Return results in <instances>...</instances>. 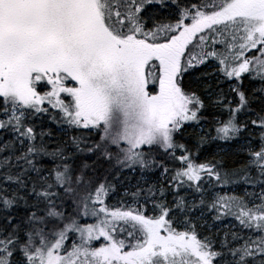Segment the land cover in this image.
I'll return each mask as SVG.
<instances>
[{
    "label": "snow or ice",
    "instance_id": "1",
    "mask_svg": "<svg viewBox=\"0 0 264 264\" xmlns=\"http://www.w3.org/2000/svg\"><path fill=\"white\" fill-rule=\"evenodd\" d=\"M0 264H264V0H0Z\"/></svg>",
    "mask_w": 264,
    "mask_h": 264
}]
</instances>
